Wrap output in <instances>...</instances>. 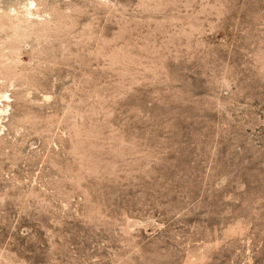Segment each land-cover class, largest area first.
<instances>
[{
    "label": "rangeland",
    "instance_id": "rangeland-1",
    "mask_svg": "<svg viewBox=\"0 0 264 264\" xmlns=\"http://www.w3.org/2000/svg\"><path fill=\"white\" fill-rule=\"evenodd\" d=\"M0 264H264V0H0Z\"/></svg>",
    "mask_w": 264,
    "mask_h": 264
}]
</instances>
